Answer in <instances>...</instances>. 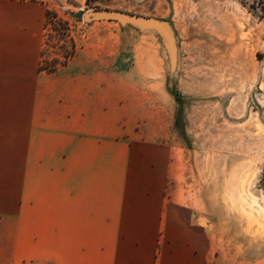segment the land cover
I'll return each mask as SVG.
<instances>
[{
	"label": "rangeland",
	"instance_id": "374dc122",
	"mask_svg": "<svg viewBox=\"0 0 264 264\" xmlns=\"http://www.w3.org/2000/svg\"><path fill=\"white\" fill-rule=\"evenodd\" d=\"M260 1L49 0L68 25L44 26L43 57L95 46L107 113L82 135H0V234L56 254L59 183L75 176L205 229L213 264H264ZM103 11L120 19L84 18Z\"/></svg>",
	"mask_w": 264,
	"mask_h": 264
},
{
	"label": "crops",
	"instance_id": "0c3cea01",
	"mask_svg": "<svg viewBox=\"0 0 264 264\" xmlns=\"http://www.w3.org/2000/svg\"><path fill=\"white\" fill-rule=\"evenodd\" d=\"M38 1L0 0V135H82L89 114L107 113L97 49L80 47L65 66L40 71L49 0ZM237 72L250 78L247 66ZM59 189L56 254L0 234V264H213L205 229L146 210L144 198L75 176Z\"/></svg>",
	"mask_w": 264,
	"mask_h": 264
},
{
	"label": "trees",
	"instance_id": "16d2710c",
	"mask_svg": "<svg viewBox=\"0 0 264 264\" xmlns=\"http://www.w3.org/2000/svg\"><path fill=\"white\" fill-rule=\"evenodd\" d=\"M257 5L258 6H255V9H257L261 12L262 18L264 19V1L261 0L260 2L257 3ZM52 20L54 23H52ZM57 24L60 26L68 25L64 21H58L57 16L55 14L51 13V11L47 10L46 11V19H45V27L48 25H51V26H53V31L56 32L57 30H55L54 28L57 27ZM43 52H42V58H41L40 65H39V70L45 71V72H54L59 67L65 66L69 62V60L73 57V55L75 53V46H74V44H72L69 51L65 52V55H62L61 57L60 56L55 57V58L51 59L50 61L45 60V58L43 57ZM263 57H264V53L258 54L259 59H262Z\"/></svg>",
	"mask_w": 264,
	"mask_h": 264
},
{
	"label": "water",
	"instance_id": "95a60500",
	"mask_svg": "<svg viewBox=\"0 0 264 264\" xmlns=\"http://www.w3.org/2000/svg\"><path fill=\"white\" fill-rule=\"evenodd\" d=\"M103 17L120 19L119 18L120 17V13L110 12V11H103V12H96V13H86L84 15V18L86 20H92V19L103 18Z\"/></svg>",
	"mask_w": 264,
	"mask_h": 264
}]
</instances>
